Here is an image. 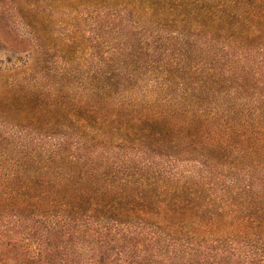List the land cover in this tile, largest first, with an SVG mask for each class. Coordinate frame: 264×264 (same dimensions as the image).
<instances>
[{"label": "trees", "instance_id": "trees-1", "mask_svg": "<svg viewBox=\"0 0 264 264\" xmlns=\"http://www.w3.org/2000/svg\"><path fill=\"white\" fill-rule=\"evenodd\" d=\"M0 264H264V0H0Z\"/></svg>", "mask_w": 264, "mask_h": 264}]
</instances>
